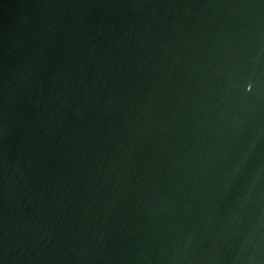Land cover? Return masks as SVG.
I'll return each instance as SVG.
<instances>
[{"label":"water","instance_id":"water-1","mask_svg":"<svg viewBox=\"0 0 264 264\" xmlns=\"http://www.w3.org/2000/svg\"><path fill=\"white\" fill-rule=\"evenodd\" d=\"M0 264H264V0H0Z\"/></svg>","mask_w":264,"mask_h":264}]
</instances>
